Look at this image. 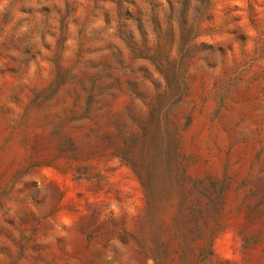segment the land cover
<instances>
[{"label":"rangeland","instance_id":"rangeland-1","mask_svg":"<svg viewBox=\"0 0 264 264\" xmlns=\"http://www.w3.org/2000/svg\"><path fill=\"white\" fill-rule=\"evenodd\" d=\"M0 264H264V0H0Z\"/></svg>","mask_w":264,"mask_h":264}]
</instances>
